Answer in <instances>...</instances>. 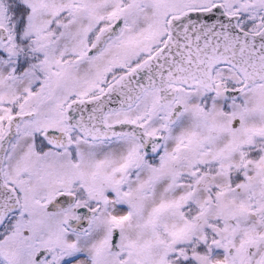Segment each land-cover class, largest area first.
Masks as SVG:
<instances>
[{
    "label": "snow or ice",
    "instance_id": "obj_1",
    "mask_svg": "<svg viewBox=\"0 0 264 264\" xmlns=\"http://www.w3.org/2000/svg\"><path fill=\"white\" fill-rule=\"evenodd\" d=\"M0 264H264V0H0Z\"/></svg>",
    "mask_w": 264,
    "mask_h": 264
}]
</instances>
